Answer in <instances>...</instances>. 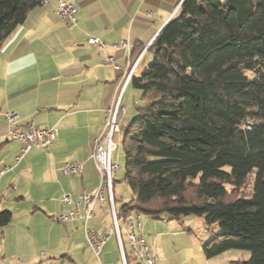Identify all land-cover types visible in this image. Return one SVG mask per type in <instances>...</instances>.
Wrapping results in <instances>:
<instances>
[{
  "label": "trees",
  "instance_id": "1",
  "mask_svg": "<svg viewBox=\"0 0 264 264\" xmlns=\"http://www.w3.org/2000/svg\"><path fill=\"white\" fill-rule=\"evenodd\" d=\"M43 2L0 0V46ZM149 49L132 79L141 103L120 142L132 196L117 217L204 216L219 228L207 259L239 250L249 258L230 264H264V0H183ZM11 219L0 211V226Z\"/></svg>",
  "mask_w": 264,
  "mask_h": 264
},
{
  "label": "crops",
  "instance_id": "2",
  "mask_svg": "<svg viewBox=\"0 0 264 264\" xmlns=\"http://www.w3.org/2000/svg\"><path fill=\"white\" fill-rule=\"evenodd\" d=\"M75 1L74 27L58 18L56 1L44 0L0 46V170L9 168L0 176V211L12 213L11 221L0 226V264H97L86 247L83 222L55 221L70 210L60 199L63 194L75 198L95 192L100 176L91 153L94 140L107 132V111L118 100L125 107L113 136L120 143V126L127 127L126 121L137 115L134 98L141 97L132 79L152 60L149 47L142 52L183 0ZM90 38L104 44L103 50L89 43ZM121 41L131 46L129 52L119 46ZM106 57L119 69L104 62ZM7 111L18 113L22 128L30 122L36 128L55 127L56 140L16 163L19 143L7 137ZM73 161L82 164V173L63 176V164ZM86 227L108 236L101 251L103 264H122L107 204L96 203ZM123 247L131 251L128 242Z\"/></svg>",
  "mask_w": 264,
  "mask_h": 264
},
{
  "label": "built area",
  "instance_id": "3",
  "mask_svg": "<svg viewBox=\"0 0 264 264\" xmlns=\"http://www.w3.org/2000/svg\"><path fill=\"white\" fill-rule=\"evenodd\" d=\"M57 3L56 14L58 18L67 26L72 28L77 24L78 4L75 0H54ZM91 44H97L99 52L105 47L99 43L97 39L90 38ZM121 48L129 52L131 46L126 41L119 43ZM116 47V45L114 46ZM147 46L144 51L148 48ZM142 54L140 58L142 57ZM140 58L132 65L129 70L127 79L130 78L135 70ZM104 62L114 63L112 57H106ZM115 69L119 67L113 64ZM119 113H125V108L122 107L118 100L114 108L107 111L108 117L106 121L107 132L105 135H100L94 140L91 159L93 160L96 170L100 176L99 184L93 194L82 193L73 198L70 194H63L60 202L64 206H69L70 210L67 213L60 214L54 219L60 223L74 222L81 220L84 224V233L86 238V247L93 253L97 260V264H103L101 259V251L104 244L108 240L107 235H102L93 229L87 228L86 224L94 216V206L98 203L100 206H109L112 216V228L116 235L119 246V252L122 264H126L123 243L121 240L120 221L117 217L114 200H113V173L121 171L122 166L112 161V154L117 149L113 141V136L119 132L117 117ZM4 119L7 126V137L10 140H15L19 143V151L15 157L16 163H19L32 149L47 150L51 147L58 136V131L55 127L52 128H36L30 122L25 128L19 125V116L15 111H7L4 113ZM9 168L0 170V176L5 174ZM61 172L65 177H75L82 173V164L73 161L65 162L61 168ZM135 213L128 212L125 218L126 239L131 252L136 257L140 264H155L156 258L151 253L146 245L145 239L141 233L140 223L135 221Z\"/></svg>",
  "mask_w": 264,
  "mask_h": 264
},
{
  "label": "rangeland",
  "instance_id": "4",
  "mask_svg": "<svg viewBox=\"0 0 264 264\" xmlns=\"http://www.w3.org/2000/svg\"><path fill=\"white\" fill-rule=\"evenodd\" d=\"M134 101L138 106L141 103L139 97L138 99L134 98ZM122 107L124 106L122 105ZM132 110H135L134 106ZM135 117L136 115L126 122H131ZM125 127V125L120 126V136L125 132L127 128ZM121 139L119 138L120 142ZM117 140L115 136L113 141L118 148L113 152L112 159L122 166L124 158L120 143H117ZM122 176L123 170L113 173L112 176L114 180L113 197L116 200L117 208L127 203L132 196L128 186L120 182ZM135 221L141 223L142 236L146 245L153 251L150 250L156 258L155 264H230V262L237 260L246 261L250 255L247 251L229 250L207 259L202 253V247L209 240L211 234L219 233V228L217 223L206 226L204 216L191 215L181 217L178 220H168L165 217L152 219L142 214H136ZM119 225L122 241L127 246L125 224L120 221Z\"/></svg>",
  "mask_w": 264,
  "mask_h": 264
}]
</instances>
